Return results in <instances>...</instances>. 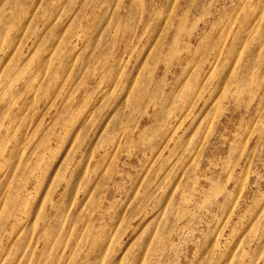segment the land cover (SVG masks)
Returning <instances> with one entry per match:
<instances>
[{
	"label": "rangeland",
	"instance_id": "374dc122",
	"mask_svg": "<svg viewBox=\"0 0 264 264\" xmlns=\"http://www.w3.org/2000/svg\"><path fill=\"white\" fill-rule=\"evenodd\" d=\"M0 264H264V0H0Z\"/></svg>",
	"mask_w": 264,
	"mask_h": 264
}]
</instances>
